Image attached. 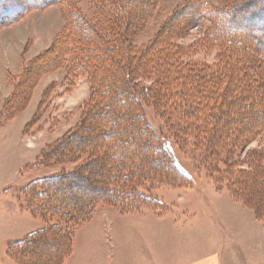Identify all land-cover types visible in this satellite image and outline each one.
I'll return each instance as SVG.
<instances>
[{"label": "trees", "instance_id": "1", "mask_svg": "<svg viewBox=\"0 0 264 264\" xmlns=\"http://www.w3.org/2000/svg\"><path fill=\"white\" fill-rule=\"evenodd\" d=\"M33 1L0 0V26L43 5ZM109 1L98 8L103 16L100 26L91 24L71 2L60 3L66 21L63 32L22 68L0 109V123H6L25 108L38 77L67 60L73 72L88 76L90 95L80 122L44 148L39 159L51 164L84 152L89 158L72 171L30 183L27 190L38 206L32 213L47 221L77 225L100 203L117 205L122 212L135 211L137 204H162L136 188V182L146 178L150 183L187 186L190 176L171 158L166 148L169 141L155 134L141 112V106L151 102L176 130L191 136L192 147L202 149L209 160L221 162L224 154L222 181L230 195L264 221V146L246 151L247 169L230 158L264 133V30L257 36L239 25L253 17L263 24L259 0H228L223 7L187 0L140 48L133 45L131 36L152 14L155 0H131L129 12ZM203 19L212 22L207 40L221 49L214 68L185 59L188 49L174 41ZM147 78L153 79L150 86L137 82ZM90 176L86 191L64 195ZM71 249L72 232L66 234L55 223L10 245L8 254L20 264H62Z\"/></svg>", "mask_w": 264, "mask_h": 264}, {"label": "rangeland", "instance_id": "2", "mask_svg": "<svg viewBox=\"0 0 264 264\" xmlns=\"http://www.w3.org/2000/svg\"><path fill=\"white\" fill-rule=\"evenodd\" d=\"M54 1L45 3L44 0H34V4L43 5L30 8L25 14H19V18L9 25L0 26V109L11 94L22 68L41 52L46 51L57 34L63 32L66 21L61 12L60 3L71 2V7L78 10L91 24L100 26L102 23L103 16L98 8L106 0H59L57 3ZM110 1L115 5L127 8V12H129L131 0ZM186 1L155 0L152 14L145 19L142 27L140 26L131 36L133 45L138 48L148 45L156 37L158 31L167 24L175 10L184 5ZM205 1L214 7H223L228 2V0ZM256 4L259 5V8L264 9V0H259ZM245 10L243 14L247 16ZM17 11L19 12L21 9ZM250 21V23L240 21L239 25L246 26L258 36L260 31L264 30V22L262 24L254 17ZM124 27L125 24L122 23L121 28L124 29ZM211 27V20L203 19L199 24L189 25L182 35H179L180 37L174 39L177 44L188 49L185 59L203 62L211 68L219 63L220 47L207 40ZM260 27L262 28L260 29ZM67 62H63L58 68L38 77L30 90L25 108L6 123H0V229H2L0 233L5 236V240L15 237L14 229L20 226L22 220V225L25 228L28 226L30 230L45 228L56 223L63 227L66 234L72 232L73 236L74 230L89 220L98 207L106 206L121 211L117 205L100 203L89 218L77 222V225L47 221L39 214H33L34 211H38V206L34 201L37 199L27 190L29 184L37 179L72 171L89 158V153L84 152L76 156L75 159L64 157L61 162L51 164L39 159L44 148L63 138L78 125L84 114V104L89 99L88 76L73 72ZM137 82L150 86L153 79H138ZM141 112L145 115V121L152 127L155 134L160 139L163 138L162 141L164 139L169 141L166 148H168L171 158L190 176V180L187 186L168 184L169 182L150 183L147 178L144 181L136 182L137 189L158 199L162 204L154 202L153 205H149L150 203L137 204L135 211L126 213H139L146 210L163 212L167 206L170 207L168 204L171 201L189 200L188 207L200 215L210 214L219 226V221L216 220L219 214H236L237 226L241 225L240 215L242 214L245 227L241 232L233 230L234 232L229 234L223 228H217L224 235L223 243L236 245L238 250V254H228L232 256V259L228 258L229 261L227 260L225 264H246L245 258L244 261L238 259L243 255L240 250L245 252V248L249 251L247 254L251 255L253 264L257 261L264 263V244L257 248L259 242L264 240V221L258 219L252 209L230 195L225 182L222 181V174L225 170L224 154L220 156L221 162H214L211 158L209 160L207 153L202 149L196 150L192 147V137L185 135L181 130H176V126L173 127L175 124L171 123L166 115L156 109L151 102L143 104ZM8 123L10 124L7 125ZM19 124L22 129L20 143ZM5 125L7 126L4 127ZM263 146L264 133L251 141L244 150L230 158L239 164V168L247 169L248 164L244 160L246 151L259 149ZM90 183H92L91 176L87 177V181L79 182L77 187L67 190L64 195L73 197L78 193H83ZM14 208L28 212L38 219H31L30 225L26 219L17 220L19 226L17 223L11 224L12 217L17 214ZM121 208L127 209L124 206ZM250 221L253 222V225ZM254 229H257L258 234L253 236ZM243 239H247V245L243 243ZM18 240L20 239L10 240L7 245ZM47 249L48 252L52 250L49 247Z\"/></svg>", "mask_w": 264, "mask_h": 264}, {"label": "crops", "instance_id": "3", "mask_svg": "<svg viewBox=\"0 0 264 264\" xmlns=\"http://www.w3.org/2000/svg\"><path fill=\"white\" fill-rule=\"evenodd\" d=\"M19 131L20 143V124ZM188 203L189 200L171 201L170 207L163 212L126 213L106 206L98 207L89 220L74 230L71 252L62 264H225L228 258L232 259L228 254H238L236 245L223 243L224 235L217 228H223L229 234L233 230L241 232L245 227L242 214L240 226L236 224V214H219L216 219L219 226L210 214H197ZM14 211L18 216L14 214L11 224L19 226L17 220L26 219L30 225L32 220L38 219L23 210L14 208ZM22 222L14 229V238L5 240L0 233V264H20L9 256V246L43 228L30 230ZM252 234L257 235V229ZM14 239L20 240L7 245ZM243 243L247 245V239H243ZM263 244L264 240H261L257 248ZM244 251L240 250L243 255L238 259L244 261L245 258L246 264H253L251 255L247 254L249 251L246 248ZM254 264L264 263L257 261Z\"/></svg>", "mask_w": 264, "mask_h": 264}]
</instances>
